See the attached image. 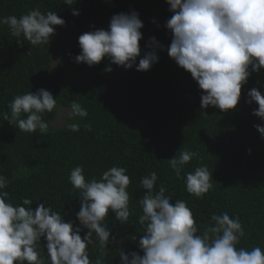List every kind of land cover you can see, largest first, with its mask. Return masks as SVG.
<instances>
[{
    "label": "trees",
    "instance_id": "1",
    "mask_svg": "<svg viewBox=\"0 0 264 264\" xmlns=\"http://www.w3.org/2000/svg\"><path fill=\"white\" fill-rule=\"evenodd\" d=\"M169 7L166 0H73L72 5L64 0H0V17L19 18L39 9L44 14L56 12L65 21L64 26H53L55 35L48 44L35 47L0 24V175L10 181L4 189L9 200L17 205L30 198L33 210L44 202L66 222L82 227L76 216L80 192L69 182L70 171L82 165L86 179L91 180L119 166L130 177L129 220L121 223L109 212L104 223L110 241L116 240L103 256L98 242L90 245L92 264L97 259L102 264H121L122 251L143 255L138 247L145 230L139 223L143 214L139 200L147 190L140 181L152 172L158 176L157 190L163 183L172 203H187L198 234L213 214L227 212L230 218L239 217L244 228L237 247L264 248V138L256 128L264 126V120L253 114L258 104L249 103L247 95L253 88L264 95V68L249 69L251 75L235 109H202L203 90L168 55L172 33L165 25L173 15ZM73 9L79 15H73ZM132 11L144 25L136 64L152 50V37L163 46L156 50L158 62L147 71H137L135 65L125 69L107 57L93 66L75 62L81 53L80 35L108 30L114 15ZM39 89L48 90L56 99L55 109L43 116L49 129L45 134L20 131L4 119L11 114L9 104L15 96ZM73 101L87 110V117L69 116ZM61 111L68 116L64 124L55 126ZM72 123L79 125V131L68 128ZM185 149L198 152L199 158L185 165L178 178L168 160ZM203 165L213 172V187L197 198L186 191L183 177ZM86 232L82 228V238ZM38 251L47 257L43 237Z\"/></svg>",
    "mask_w": 264,
    "mask_h": 264
},
{
    "label": "clouds",
    "instance_id": "2",
    "mask_svg": "<svg viewBox=\"0 0 264 264\" xmlns=\"http://www.w3.org/2000/svg\"><path fill=\"white\" fill-rule=\"evenodd\" d=\"M166 2L173 13L165 25L172 33L168 55L189 72L203 90L201 108L235 109L251 72L264 68V0ZM72 3L73 0H64L66 5ZM72 14L79 15V12L73 9ZM0 24L7 25L12 36H23V40L35 47L48 44L55 35L53 26H64L65 21L56 12L44 14L33 9L19 18L0 17ZM143 26L135 11L114 15L108 30L99 29L79 36L81 53L75 57V62L93 66L107 57L111 63L125 69L135 65L137 71L149 70L158 62L156 50L163 46L155 37L150 38L152 50L136 64L141 55L139 41ZM247 95L249 103L258 104L253 114L264 120V95L256 88ZM55 107L56 99L48 90L30 91L13 98L9 104L11 114L4 119L20 131L45 134L49 123L43 116ZM68 113L71 118L88 116L87 110L76 101L70 104ZM88 127L90 130V125ZM68 128L79 131L76 123L69 124ZM256 128L264 138V126L256 125ZM194 158H199V153L185 149L168 162L179 178L184 166ZM126 173V168L113 166L99 179L88 180L82 165L70 171L69 182L80 192V210L76 216L82 227L66 222L44 202L35 210L30 198L14 205L4 190L10 181L0 175V264H92L88 248L96 242L101 256L105 255L109 243L116 240L112 237L110 241L105 218L112 212L117 221L126 223L131 215L127 190L131 181ZM183 179L186 191L197 198L213 187V172L206 165L187 172ZM157 180V174L152 172L140 181L141 188L147 190L139 200L143 213L139 223L145 230L138 247L143 255L122 251L121 264H264V248L237 247L245 235L239 217L230 218L227 212L213 214L211 222L198 234L196 220L187 203L184 200L172 203L171 197L165 195L163 183L156 189ZM82 228L87 229L83 238ZM42 237L46 240V258L38 251ZM96 264L102 261L97 259Z\"/></svg>",
    "mask_w": 264,
    "mask_h": 264
},
{
    "label": "rangeland",
    "instance_id": "3",
    "mask_svg": "<svg viewBox=\"0 0 264 264\" xmlns=\"http://www.w3.org/2000/svg\"><path fill=\"white\" fill-rule=\"evenodd\" d=\"M68 116L67 112H59L57 120L54 122L55 126H60L65 123L66 119L65 117Z\"/></svg>",
    "mask_w": 264,
    "mask_h": 264
}]
</instances>
